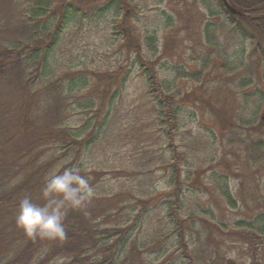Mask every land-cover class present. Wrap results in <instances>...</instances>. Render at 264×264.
<instances>
[{
    "label": "rangeland",
    "instance_id": "obj_1",
    "mask_svg": "<svg viewBox=\"0 0 264 264\" xmlns=\"http://www.w3.org/2000/svg\"><path fill=\"white\" fill-rule=\"evenodd\" d=\"M71 1L78 7V16L69 21L53 49L39 85L60 75L84 73L91 82L86 91L104 100L94 110H82L74 104V115L65 125L75 132L77 128L84 129L82 138L95 136L77 164L87 172L98 173L94 175L98 177L92 187L94 195H130L124 201L128 208L113 223L125 230L113 239L120 242L113 264H264V232L257 231L262 226L257 216L264 217V190L257 193L255 189L263 178L258 179L257 170L246 172L242 147L226 146L231 136L223 135L220 119L211 109V104H251L250 112L254 113L256 107L252 104H263L254 125L244 129L252 139L264 140V102L256 95L257 88L264 93V72L254 45L235 34L215 0H124V9H110L101 16L96 10L109 0ZM34 3L0 0V33L12 29L9 22H30L25 11L23 15L21 12L31 14ZM211 12L215 15L211 16ZM17 15L20 16L15 18ZM126 15L125 32L133 37V43L142 46L145 58L157 63L163 89L181 93L184 113L181 128L175 133L179 153L187 154L191 164H208L210 156L218 152L217 160L207 169L206 165L182 168V193L179 192L174 220L191 216L195 219L185 228V245L173 237L167 207L174 198L169 196L173 192L170 165H163L168 158L163 147V124L155 119L158 113L149 104L144 75L133 67V59H125L127 46L115 32L116 25L124 24L121 21ZM45 17L43 20H49L50 16ZM122 68L121 75L129 73L125 86L118 90L120 75L109 87L108 75ZM200 71L199 79L178 78ZM250 80L253 83L247 89L240 88L242 82ZM86 91L78 93L81 103L89 97ZM114 92L116 98H112ZM234 92L239 93L237 97ZM246 94L250 96L244 99ZM228 107L221 109L228 111ZM235 120L240 124L252 117L239 108ZM207 130L215 132L218 141L208 150L207 145L198 148L195 140L198 135H206ZM210 140L205 137L204 144ZM59 153L53 149L43 157L50 159ZM70 160L64 158L57 170ZM235 167L237 171L233 172ZM241 180L245 181V189ZM217 181L230 186L239 200L237 208L220 197ZM140 199L143 201L137 202ZM52 264H65V260Z\"/></svg>",
    "mask_w": 264,
    "mask_h": 264
},
{
    "label": "trees",
    "instance_id": "obj_2",
    "mask_svg": "<svg viewBox=\"0 0 264 264\" xmlns=\"http://www.w3.org/2000/svg\"><path fill=\"white\" fill-rule=\"evenodd\" d=\"M34 1L31 14L26 10L21 12L23 15L25 11V16L30 22L27 23L23 19L14 24L9 22L8 26L12 29L0 33V39L3 38V42L0 41V264H52L59 259H64L65 264H113L120 243L119 240L113 239L125 232L113 223L128 208L124 201L128 199L129 194L112 197L94 195L83 211L73 210L70 205H66L64 209L67 212L66 236L62 241L29 237L16 224L19 202L23 197L29 196L38 204L45 202L42 189L51 173L62 172L66 168L77 169L78 174L88 181L91 188L98 179L94 177L98 176V173L87 172L77 165L86 149L94 143L95 136L92 134L82 138L84 129L77 128L75 132L65 125L66 120L74 115L72 113L74 104H79L77 107L82 110H94L97 104L104 101L103 98L99 100L95 94L86 91L91 84L90 77L84 73L64 74L58 78L53 76L55 78L46 85H39L40 79L46 73L43 69L47 68L53 49L69 21H74L78 16V7L71 0ZM215 2L235 34L254 45L255 55L260 60L264 72V0H228L230 5L242 13L239 16L230 14L221 0ZM124 5V0H109L97 8L96 14L104 15L110 9L119 11L124 9ZM210 15L215 14L211 12ZM44 16L45 19L50 16L49 20H43ZM121 22L124 24L116 25L115 32L127 46L125 59L127 61L133 59V67H137L144 75L149 104L154 112L158 113L155 119L158 118L163 124V134L166 138L163 147L168 157L163 165H170L168 168L173 192L169 196L174 198L172 204L168 203L167 207L173 224V237L180 245H185V228H189L188 224L195 222V219L191 216L188 219L174 220L179 207V192L182 191V168L197 165L198 168H202L206 165L207 169L208 165L217 160L218 152L213 149L215 153L210 156L208 164L204 162L191 164L187 154L179 153V148L175 144V133L181 128V117L184 113V108L180 106V102L183 101L181 93L163 89L157 72V63L145 58L142 46L133 43V37L125 32L128 16L126 15ZM37 36L42 38L36 39ZM147 44L152 47L150 39ZM204 67L202 65L203 70ZM121 71H124V68L108 75L109 87L115 78L120 77ZM128 75L127 72L125 76L121 75V80L117 79L121 81L118 90L125 86ZM201 75L202 71L194 74L188 72L184 77L178 75V78L195 80ZM251 79L253 81L254 77ZM253 82L244 81L240 88L247 89ZM79 91H86L89 95L85 103L78 101ZM116 93L112 94V98H116ZM106 94L107 91L103 96ZM237 94L239 93L234 92L233 96L237 97ZM256 95L264 102L261 88H257ZM249 96L246 94L243 98L247 99ZM224 105L229 106L228 111L221 109ZM250 105L242 104L238 107L239 104H211V109H214L212 110L214 116L220 119L219 123L225 131L223 135L231 136L228 138L230 143L226 146L242 147L241 150L246 155L244 162L246 172L257 170L258 179L263 178L262 184L255 188L258 193L261 188L264 190V140L252 139L244 128L254 125L263 104H252L253 108L256 107L254 113L250 112ZM239 108L252 117V120L237 124L235 119ZM206 132V135L197 136L195 144L198 148L207 145L208 150L218 141V136L211 130ZM207 136L209 140L214 139V142L210 140V143L208 141L204 144ZM53 149L60 150V153L50 159L43 157L46 152ZM68 157L71 158L70 163L57 170V165ZM235 171L236 167L233 172ZM216 184L220 197L232 208H237L239 200L230 186L218 181ZM244 184L245 181L242 182L245 189ZM142 201L140 199L137 202ZM258 203L257 205L262 204ZM258 222L262 223V226L257 231L262 233L264 217L257 216ZM199 258L205 259L204 256Z\"/></svg>",
    "mask_w": 264,
    "mask_h": 264
},
{
    "label": "clouds",
    "instance_id": "obj_3",
    "mask_svg": "<svg viewBox=\"0 0 264 264\" xmlns=\"http://www.w3.org/2000/svg\"><path fill=\"white\" fill-rule=\"evenodd\" d=\"M42 195L45 200L43 204L35 203L29 196L20 200L17 227L29 237L62 241L66 236L65 206L70 205L73 210H85L94 191L77 169L66 168L46 178Z\"/></svg>",
    "mask_w": 264,
    "mask_h": 264
},
{
    "label": "water",
    "instance_id": "obj_4",
    "mask_svg": "<svg viewBox=\"0 0 264 264\" xmlns=\"http://www.w3.org/2000/svg\"><path fill=\"white\" fill-rule=\"evenodd\" d=\"M222 3L225 6V8L228 10V12L231 13L232 15H241V13L238 10H236L234 7H232L227 0H222ZM228 264H235V263L230 262Z\"/></svg>",
    "mask_w": 264,
    "mask_h": 264
}]
</instances>
